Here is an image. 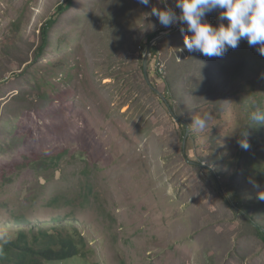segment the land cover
Returning <instances> with one entry per match:
<instances>
[{
    "label": "rangeland",
    "instance_id": "1",
    "mask_svg": "<svg viewBox=\"0 0 264 264\" xmlns=\"http://www.w3.org/2000/svg\"><path fill=\"white\" fill-rule=\"evenodd\" d=\"M64 1L0 0V230L75 229L86 256L61 264H264L232 195L264 226L250 183L264 190V173L238 144L251 104L264 105V56L246 40L222 58L189 52L183 25L167 31L150 15L175 0H72L33 61L39 28ZM163 32L162 63L147 61L155 97L137 47ZM203 112L209 129L190 130ZM257 132L248 150L263 164Z\"/></svg>",
    "mask_w": 264,
    "mask_h": 264
},
{
    "label": "clouds",
    "instance_id": "2",
    "mask_svg": "<svg viewBox=\"0 0 264 264\" xmlns=\"http://www.w3.org/2000/svg\"><path fill=\"white\" fill-rule=\"evenodd\" d=\"M137 2L149 6L152 0ZM160 2L164 3L165 0ZM175 8L180 10L179 13L169 8L162 10L152 7L150 15L164 28L174 24L183 25L180 31L187 33L184 35V48L189 52L208 58H222L229 49H236L240 41L246 40L249 46L264 56V0H175ZM212 12H218L216 25L205 18ZM211 119L209 112L194 115L190 130L204 132L209 129ZM249 120L248 125L264 126V108L253 102ZM238 144L243 150L250 148L246 131L241 132ZM250 183L258 189L257 198L264 201V190H259L260 186L255 181L250 180ZM11 240L12 236L7 230H0V247Z\"/></svg>",
    "mask_w": 264,
    "mask_h": 264
},
{
    "label": "trees",
    "instance_id": "3",
    "mask_svg": "<svg viewBox=\"0 0 264 264\" xmlns=\"http://www.w3.org/2000/svg\"><path fill=\"white\" fill-rule=\"evenodd\" d=\"M72 4V0H65L63 3L57 4L54 12L51 14L52 16L42 23L39 28V39L40 42L35 48L34 60H38L43 56V50L46 47L48 38H49V28L54 22V17L62 15ZM155 36V34H149L140 42L138 48V55L136 58L138 76H141L142 80H145V74L143 69V52L145 51L147 43ZM160 41V40H159ZM158 42H156L150 49V60H155V62H160V52L158 50ZM175 62H171L170 66L175 65ZM157 73L158 68H156ZM160 74V73H159ZM161 75V74H160ZM170 75V73H169ZM168 76V75H167ZM161 78L163 76H160ZM165 78V76H164ZM145 86L147 87L148 92H150L151 96L158 97L157 92L153 90L156 86L154 84H149L147 81L145 82ZM165 88L167 90L171 89V83L168 79L164 80ZM156 89V88H155ZM165 97H169L168 94ZM261 108H264V105L261 102L256 101ZM252 106V104H251ZM243 108H245L243 106ZM172 109V106L170 110ZM251 109V107L249 108ZM176 114V111H175ZM178 114H176L177 116ZM180 116H178L179 118ZM249 120V117L247 118ZM250 123V120H249ZM243 126L242 131L247 132V137H249L253 142L257 143V139L260 134H258L257 129L261 126H251L248 125ZM184 134L186 132V128H188V124H181ZM188 140V137L186 138ZM250 144V143H249ZM239 159L245 157V166L249 165L254 170H259L264 173V162L263 164H257L251 158L252 153L249 150L239 151ZM192 166L194 168L203 166L200 163H193ZM204 168V167H203ZM235 176H231V179H235ZM232 195L236 197V203L234 209V214L239 217L241 222H244L251 227L255 231V235L264 242V226H261L253 215L246 212L248 210L247 205H244L243 199L237 190H232ZM12 240L10 243L3 245L0 247V264H53L51 262H58L61 264L63 260L72 259V258H85V242L81 238V235L75 229H69L67 231H62L55 227L51 229L38 230L35 234H32L29 237L28 232L26 230H17V232L11 234ZM68 262V261H67ZM65 262V263H67ZM64 263V264H65ZM84 264V263H82Z\"/></svg>",
    "mask_w": 264,
    "mask_h": 264
},
{
    "label": "water",
    "instance_id": "4",
    "mask_svg": "<svg viewBox=\"0 0 264 264\" xmlns=\"http://www.w3.org/2000/svg\"><path fill=\"white\" fill-rule=\"evenodd\" d=\"M167 35V33H159L157 34L156 36H154L146 45V48H145V51L143 52V56H142V60H143V69H144V74H145V77H146V81L147 83H149L148 81V78H147V61H148V58H149V55H150V49L151 47L160 39L162 38L163 36ZM154 91H157V89L153 88ZM159 94V93H158ZM174 119L176 120L177 118L174 117ZM187 135V133H186ZM186 135L184 137V140H183V145H184V142H185V139H186Z\"/></svg>",
    "mask_w": 264,
    "mask_h": 264
},
{
    "label": "bare ground",
    "instance_id": "5",
    "mask_svg": "<svg viewBox=\"0 0 264 264\" xmlns=\"http://www.w3.org/2000/svg\"><path fill=\"white\" fill-rule=\"evenodd\" d=\"M166 8H169V9H171V10H173V11H176L177 13H179V10H177V9H175V8H172V7H170L169 5H166L165 6ZM178 25H176V26H174V27H172V28H170V29H174V28H176ZM161 71V70H160Z\"/></svg>",
    "mask_w": 264,
    "mask_h": 264
},
{
    "label": "built area",
    "instance_id": "6",
    "mask_svg": "<svg viewBox=\"0 0 264 264\" xmlns=\"http://www.w3.org/2000/svg\"><path fill=\"white\" fill-rule=\"evenodd\" d=\"M165 8H166V7H165ZM176 25H179V24H174L172 27H174V26H176ZM172 27H170V28H172ZM170 28H166L167 31H168Z\"/></svg>",
    "mask_w": 264,
    "mask_h": 264
}]
</instances>
